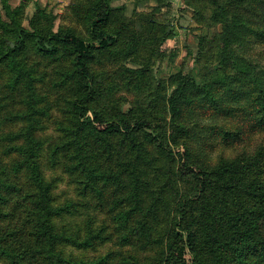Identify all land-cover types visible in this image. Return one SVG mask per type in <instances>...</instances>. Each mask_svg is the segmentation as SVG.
<instances>
[{
  "label": "trees",
  "instance_id": "1",
  "mask_svg": "<svg viewBox=\"0 0 264 264\" xmlns=\"http://www.w3.org/2000/svg\"><path fill=\"white\" fill-rule=\"evenodd\" d=\"M27 1L1 0L0 264H264V145L202 160L207 134L239 141L223 121L247 94L264 126V66L247 57L264 0H211L213 60L147 105L148 65L106 69L144 46L111 0H71L75 25L57 29L39 5L24 26Z\"/></svg>",
  "mask_w": 264,
  "mask_h": 264
},
{
  "label": "rangeland",
  "instance_id": "2",
  "mask_svg": "<svg viewBox=\"0 0 264 264\" xmlns=\"http://www.w3.org/2000/svg\"><path fill=\"white\" fill-rule=\"evenodd\" d=\"M20 1L10 0V4L16 6ZM184 1L189 3V6ZM199 1L204 5V17L200 21H198V14L192 9V6ZM70 2L71 0H28L23 24L28 26V19L35 6L39 5L46 12L54 15V29L58 26H74L75 23L67 19V8ZM110 5L118 8V14L134 27L144 46H140L137 56L118 60L112 65H107L106 69L113 71L125 67L142 70L148 65L146 77L139 86L141 93L139 100L146 105V98L158 85H164L168 90L166 83L171 74L182 71L195 75L201 67L213 60L221 26L212 24L207 19L213 8L211 0H111ZM0 13L3 15L1 0ZM259 24L264 29V21ZM247 55L256 65L264 66V40L253 42ZM120 79L116 80L119 84L117 95L126 98L124 109L127 110L129 108L127 102H132L133 97L121 87ZM255 98L256 95L251 97L247 94L238 102L243 106L244 114L238 112L236 117H229L223 121L228 122L226 125L223 124L224 130L239 133L237 136L240 138L239 141L232 145H225L217 138V143L210 147L209 144L214 143V138L207 134L208 146L205 147L204 157L201 156L202 160H210L214 163L220 158L232 160L242 154H250L264 145V126L259 122L263 113L254 107ZM208 121H210L209 124L213 123V120L204 119L201 124ZM175 162V170L181 168V162L178 160ZM56 193L65 196L70 194L63 184L59 185ZM89 212L93 214V210H88L87 213ZM84 214L85 211L82 215ZM105 246L108 247V244ZM103 248L101 247L100 251L103 252Z\"/></svg>",
  "mask_w": 264,
  "mask_h": 264
}]
</instances>
